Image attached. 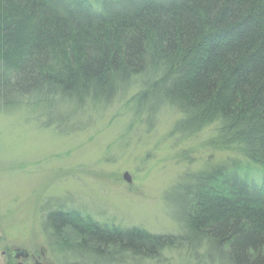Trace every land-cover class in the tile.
Wrapping results in <instances>:
<instances>
[{
    "label": "trees",
    "instance_id": "16d2710c",
    "mask_svg": "<svg viewBox=\"0 0 264 264\" xmlns=\"http://www.w3.org/2000/svg\"><path fill=\"white\" fill-rule=\"evenodd\" d=\"M137 81L146 121L165 107L182 114L173 132L218 121L216 145L247 165L218 162L168 193L187 195L181 237L52 211L60 250L105 264L186 245L209 264H264V0H0V112L28 102L71 134Z\"/></svg>",
    "mask_w": 264,
    "mask_h": 264
},
{
    "label": "rangeland",
    "instance_id": "374dc122",
    "mask_svg": "<svg viewBox=\"0 0 264 264\" xmlns=\"http://www.w3.org/2000/svg\"><path fill=\"white\" fill-rule=\"evenodd\" d=\"M140 84H131L110 106L89 110L87 127L71 134L60 128L64 116L28 102L0 112V225L11 239L46 244L52 234L48 216L57 210L181 237L187 195L179 191L167 199L168 193L180 182L192 184L188 174L218 162L236 159L247 165L235 146L216 145L218 121L194 134L173 132L182 114L167 107L146 121L144 111L136 113L133 104ZM258 170L252 168L251 175L259 177ZM126 172L131 182L124 178ZM60 252L56 263L64 258V264H72L77 257ZM204 254L201 248L178 245L162 250L157 259L118 258L113 264H209ZM75 262L94 261L79 257Z\"/></svg>",
    "mask_w": 264,
    "mask_h": 264
},
{
    "label": "flooded vegetation",
    "instance_id": "af4514ba",
    "mask_svg": "<svg viewBox=\"0 0 264 264\" xmlns=\"http://www.w3.org/2000/svg\"><path fill=\"white\" fill-rule=\"evenodd\" d=\"M1 228L0 225V264H64V258L59 259L60 263L54 262V258L59 257L60 251H63L60 249L64 244H58L52 237L53 233L51 235L47 234L48 241L44 245L38 243L23 244L11 239L7 232ZM48 229H50L48 232H52V228ZM44 230L47 231L45 228ZM117 259V257H109L106 262L113 264V261ZM65 264L67 263L65 262Z\"/></svg>",
    "mask_w": 264,
    "mask_h": 264
},
{
    "label": "water",
    "instance_id": "95a60500",
    "mask_svg": "<svg viewBox=\"0 0 264 264\" xmlns=\"http://www.w3.org/2000/svg\"><path fill=\"white\" fill-rule=\"evenodd\" d=\"M124 178H126V180H127L128 182H131V176L129 175L128 172H126V174L124 175Z\"/></svg>",
    "mask_w": 264,
    "mask_h": 264
}]
</instances>
